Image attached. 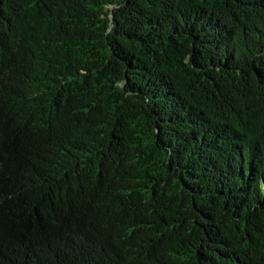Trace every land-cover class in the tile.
I'll return each instance as SVG.
<instances>
[{"label": "trees", "instance_id": "trees-1", "mask_svg": "<svg viewBox=\"0 0 264 264\" xmlns=\"http://www.w3.org/2000/svg\"><path fill=\"white\" fill-rule=\"evenodd\" d=\"M0 264H264V0H0Z\"/></svg>", "mask_w": 264, "mask_h": 264}]
</instances>
